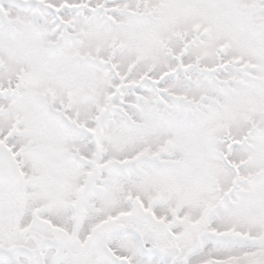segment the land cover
I'll use <instances>...</instances> for the list:
<instances>
[{"label":"snow or ice","instance_id":"6c2138e0","mask_svg":"<svg viewBox=\"0 0 264 264\" xmlns=\"http://www.w3.org/2000/svg\"><path fill=\"white\" fill-rule=\"evenodd\" d=\"M0 264H264V0H0Z\"/></svg>","mask_w":264,"mask_h":264}]
</instances>
